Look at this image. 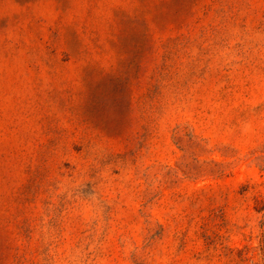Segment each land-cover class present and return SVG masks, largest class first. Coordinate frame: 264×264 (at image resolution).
Wrapping results in <instances>:
<instances>
[{
  "label": "rangeland",
  "instance_id": "374dc122",
  "mask_svg": "<svg viewBox=\"0 0 264 264\" xmlns=\"http://www.w3.org/2000/svg\"><path fill=\"white\" fill-rule=\"evenodd\" d=\"M0 264H264V0H0Z\"/></svg>",
  "mask_w": 264,
  "mask_h": 264
}]
</instances>
